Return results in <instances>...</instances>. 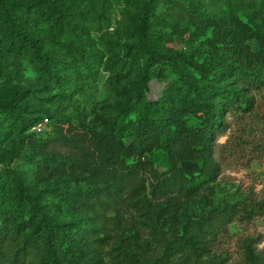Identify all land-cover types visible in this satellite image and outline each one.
<instances>
[{"label":"rangeland","instance_id":"obj_1","mask_svg":"<svg viewBox=\"0 0 264 264\" xmlns=\"http://www.w3.org/2000/svg\"><path fill=\"white\" fill-rule=\"evenodd\" d=\"M258 63L264 0H0V264H264V214L211 236L264 197Z\"/></svg>","mask_w":264,"mask_h":264},{"label":"trees","instance_id":"obj_2","mask_svg":"<svg viewBox=\"0 0 264 264\" xmlns=\"http://www.w3.org/2000/svg\"><path fill=\"white\" fill-rule=\"evenodd\" d=\"M18 7L22 8L20 4H18ZM146 52H147V58L151 62L164 61L172 67H176L175 56H180V57L182 56L180 53L168 54L163 51H152L150 49H147ZM244 70L249 74L248 82L252 89L264 88V66L262 65V63H258L255 66H246ZM182 77L189 86L193 88H197L198 85L193 81L192 78L184 74L182 75ZM242 101L244 103L243 109L244 110L250 109V107L252 106V100L248 98H243ZM202 104H203L202 110L205 114L206 119L212 122L213 121V111H212L211 106L206 100H203ZM153 121L156 124L158 132L162 134V130L160 128L162 125L156 119ZM40 138L46 139L48 137L47 135H45V136H41ZM202 165H204V163ZM24 201H25V206H27V208L30 209V206H32V201L28 197H24ZM38 212L40 214L41 219L45 221L48 227L46 231V235L55 234V235H60L64 237V234H60L59 231L57 230V227L53 225L51 218L47 214V212L39 211V210ZM263 214H264V197L259 201L250 200L247 202H235V203L227 204L225 205L224 208L218 209L217 211H215V214H213L214 217L216 218V223L213 226L211 236H214L219 231L223 230L224 226L234 219H237L240 221H247L254 216H261ZM65 242H67L70 248L72 249L76 248V246L68 242V240ZM45 248H46V253L48 255L50 264H54V258H53L52 250L50 246L46 244ZM64 260H65V264H71V259L65 258Z\"/></svg>","mask_w":264,"mask_h":264},{"label":"built area","instance_id":"obj_3","mask_svg":"<svg viewBox=\"0 0 264 264\" xmlns=\"http://www.w3.org/2000/svg\"><path fill=\"white\" fill-rule=\"evenodd\" d=\"M46 122H47V119L44 117L35 121L31 126V130L35 134H43L44 131L46 130V124H47Z\"/></svg>","mask_w":264,"mask_h":264}]
</instances>
